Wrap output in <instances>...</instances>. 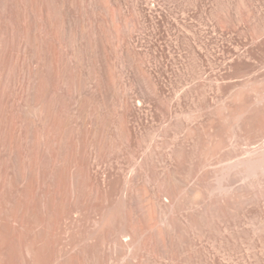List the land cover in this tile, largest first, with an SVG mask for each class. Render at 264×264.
Returning a JSON list of instances; mask_svg holds the SVG:
<instances>
[{"label": "rangeland", "instance_id": "374dc122", "mask_svg": "<svg viewBox=\"0 0 264 264\" xmlns=\"http://www.w3.org/2000/svg\"><path fill=\"white\" fill-rule=\"evenodd\" d=\"M45 1L53 12L58 37L50 33L44 19L37 51L39 61L34 65L40 69L44 81L43 101L49 110L50 107L55 110L65 129H54L59 149L64 152L63 142L67 139L70 153L74 152L75 161L68 168L80 170L82 193L78 205L84 214L90 212L93 196L90 187L85 186L88 180L85 154L91 155L103 177L117 162L127 164L133 147H138L139 154L143 153L164 119L148 102L140 110L129 113L127 122L122 110H110L128 97L136 103L139 91L147 88L146 80L138 72L139 62L159 80L165 93L171 95L191 81L187 65L194 49L197 50L198 70L204 80L198 103L202 107L210 105L200 113L204 124L212 126L200 132V152L205 149V137L226 134L229 126L231 138L239 130L243 134L237 154L230 159L233 163L248 148L264 141L263 136L248 144L244 125H252L256 116L264 112V0H110L116 27L120 30L141 21L143 29L134 38L141 58L128 54L122 42L113 44L114 25L99 0H69L68 15L60 11L63 0ZM25 16L31 28L33 22L27 9ZM2 36L0 24V43ZM22 36L25 37L24 33ZM10 38L14 40L13 35ZM26 41L20 61L12 56L8 58L0 50V83L4 87L1 96L5 100L0 108V264H26L23 247L31 238L32 248H38L45 241L38 248L41 254L37 255L35 264H45V258L50 255H54L56 264H63L71 256H81L82 252H85L86 264H169L173 260L171 255H163L147 236H141L139 244H131L127 240L129 232L121 234L119 245L131 252L127 257L120 250L112 251L109 240L98 253L99 244L86 243V231L73 225L71 219L59 217L36 223L29 231L20 223L23 211L15 205L17 186H22L17 172V139L13 140L11 153L6 145L8 124L15 114L21 118V146L27 164L34 131H44L38 120L26 117V104L14 103L16 83L26 84L30 65L27 60L34 58L29 35ZM55 51L59 58V78L54 73ZM239 92L241 98L236 97ZM182 102L189 111L191 92L183 95ZM125 140L132 143L126 146ZM56 151H59L57 147ZM99 151L103 158L100 164ZM158 180L164 187L163 179ZM240 183L241 180H235L233 186L238 187ZM135 184L146 189L162 211H169L166 193L153 180L142 179ZM198 194L199 191L182 189L179 195L183 202L191 201ZM4 196L10 199L8 203ZM142 204L123 199L113 206H105L100 212L113 215L114 219L101 228L105 232L113 223L127 226L142 216ZM180 220L177 223L180 235L175 240L179 252L174 255L178 264H264V172L254 167L248 171L245 212L241 201H236L231 211L203 216L198 227ZM13 231L15 234L11 235ZM6 246L11 247L8 255Z\"/></svg>", "mask_w": 264, "mask_h": 264}, {"label": "bare ground", "instance_id": "6f19581e", "mask_svg": "<svg viewBox=\"0 0 264 264\" xmlns=\"http://www.w3.org/2000/svg\"><path fill=\"white\" fill-rule=\"evenodd\" d=\"M99 1L108 11L114 25L115 40L113 44L122 42L128 54L134 53L138 58H141L134 45L135 34L143 29L141 21H136L132 26L126 25L123 30H120L116 27L115 14L111 8L110 0ZM26 9L32 18L31 28L26 21ZM60 11L64 15L69 14V0H63ZM44 19L50 28V33L58 37L53 12L45 0H0L1 34L4 35L0 43V50L6 56L8 55V58L12 56L16 58V61H20L21 52L24 51L26 38L29 35L31 48L34 51L32 61L26 59L27 63H30V65L28 64L29 72L26 84L23 86L18 85L19 82L16 83L14 103L26 104L27 107L24 110L26 117L38 120L44 129V131L35 130L33 133L30 159L27 164L21 146V125L19 123L21 118L15 114L11 116L8 124L6 145L11 153L14 152L12 151L13 140L17 139L16 154L19 160L17 172L22 186H17L18 198L15 205L23 211L20 223L29 231L30 227L36 223H46L59 217L71 219L73 225L83 227L86 231V243L97 242L99 244L98 253L109 240L112 242V251L120 250L127 254V257L131 252L127 247L123 248L119 245V242L122 241L121 234L125 235L126 231L129 232L127 240H131V244H139L141 236H147L148 240H152L157 245L163 255L167 257L171 255L169 257L173 260L169 264H178L177 261H174V255L177 256L179 252L175 242L177 235H180L178 220L181 219L180 221L195 228L201 224V219L206 214L211 213L215 216L221 210L231 211V207L236 201H241L243 210L246 211L248 171L254 167L264 172V141L248 148L244 155L233 163L230 159L234 153L237 154L239 138L243 134L239 130L238 135H233L234 137L231 138L229 133L232 128L229 126L226 134L222 133L216 137L210 134L208 138L205 137L207 139H203L206 140L205 149L201 150V153L200 132L203 129L210 130L212 126L204 124L203 114L200 113L203 109H209L210 105L202 107L198 103L204 80L198 70L197 50L194 49L187 65L191 81L179 89H175L171 95L165 93L159 80L153 77L152 73L139 62L138 72L142 79L146 80L147 88L139 91L136 103L128 97L119 106L110 107V110H122L127 122L130 117L129 113L140 110L148 102L163 114L162 118L164 119L158 126L154 140L143 153L139 154L138 147H133L129 152L131 160L125 165L117 162V165L111 166L109 172L104 173L103 177L96 170L95 161L92 160L91 155L85 154L84 166L88 173L85 186L90 187L89 190L93 196L90 200V212L84 214L78 205V199L82 193L80 170L71 171L68 168L69 163L75 161L74 152L70 153V143L66 138L63 142L66 147L64 152L59 149V142L54 137V129L61 128L63 131L65 129L59 122L55 110L51 107L49 110L48 104L43 101L44 81L40 69L34 65L39 61L37 51L42 41L40 30ZM22 33L25 37L22 36ZM12 35L14 40L10 38ZM239 55L241 56V54ZM58 60L57 51H55L53 63L56 78L60 77V72L57 69ZM1 83L0 108L5 104V100L1 96L4 91ZM187 92L192 94L189 111L186 110L182 102L183 95ZM236 97L241 98L242 93H237ZM33 103L34 106H32ZM220 110L223 111L224 108H220ZM187 112L189 116L186 115ZM95 121L97 123L99 121L97 115ZM244 125L247 129L248 144L257 142L264 136V112L256 116L252 125ZM130 141L125 140V145L129 146L132 143ZM56 147L60 152L56 151ZM97 158L98 164H100L103 161L100 151ZM159 177L163 179L164 187L158 180ZM147 178L153 180L160 190L166 193L167 201H169L166 203V207L169 211H162L154 197L150 196L146 189L139 184H135L137 181ZM6 180L8 181V177ZM235 180H241L238 187L233 186ZM82 184L84 185V182ZM182 189L192 193L199 191V194L191 201L182 202L181 195H179ZM3 199L6 203L10 201L8 196H4ZM123 199H128L131 203L143 202L142 216L137 219L133 218L134 221L127 226L113 223L114 225H109L104 232L101 227L107 226L114 217L113 215L106 216L100 210L107 205L113 206ZM74 212L78 214H74ZM175 212L177 213L175 214ZM13 234L15 231L11 232V235ZM31 242L32 238L23 247L26 264H35L41 254L38 248H41L45 243L43 241L38 248H32ZM6 247L5 254L8 255V252H11V247ZM85 257V252H82L81 256H71L63 264H86ZM53 260L54 255H50L45 258L44 262L45 264H56ZM158 263L162 264V262ZM122 264L124 263L122 262ZM130 264L135 263L131 262Z\"/></svg>", "mask_w": 264, "mask_h": 264}]
</instances>
